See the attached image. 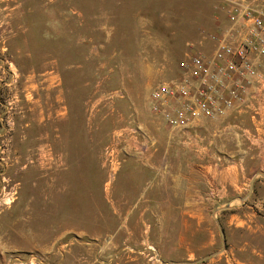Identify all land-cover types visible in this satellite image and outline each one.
Masks as SVG:
<instances>
[{
	"label": "rangeland",
	"instance_id": "374dc122",
	"mask_svg": "<svg viewBox=\"0 0 264 264\" xmlns=\"http://www.w3.org/2000/svg\"><path fill=\"white\" fill-rule=\"evenodd\" d=\"M229 1L0 0V264H264V166L219 190L244 168L241 121L213 167L187 164L192 126L150 98L212 53Z\"/></svg>",
	"mask_w": 264,
	"mask_h": 264
},
{
	"label": "built area",
	"instance_id": "2783aa9c",
	"mask_svg": "<svg viewBox=\"0 0 264 264\" xmlns=\"http://www.w3.org/2000/svg\"><path fill=\"white\" fill-rule=\"evenodd\" d=\"M228 6L225 33L212 53L179 61L180 75L150 93L152 108L169 127L185 129L200 118L224 116L252 87L264 90V0Z\"/></svg>",
	"mask_w": 264,
	"mask_h": 264
},
{
	"label": "crops",
	"instance_id": "0c3cea01",
	"mask_svg": "<svg viewBox=\"0 0 264 264\" xmlns=\"http://www.w3.org/2000/svg\"><path fill=\"white\" fill-rule=\"evenodd\" d=\"M209 118L215 117L200 118L192 126L193 134L188 132V134L181 136L178 140L183 146H186L185 149L187 151L173 154L179 155V159L185 160L187 164H189V160H192L198 166L213 167L216 158V147L221 148L218 143V131L219 135H221L222 131L220 132V130L222 129L226 131L232 130L233 126L237 123L236 121L240 120L244 137L241 136V141L238 143H241L242 146H240L239 151H234L233 153L230 151L229 154L244 155V168H236L233 178L229 180L228 188L225 187V183H222V188L219 189H229L233 194H236L239 190L243 189L238 184V181L240 182L241 178L244 177L245 190L247 187V177L253 171L264 166V90L256 85L247 91L244 94V100L237 102L234 108L221 118L222 121H225V125L220 129H214L212 126L216 122H213L214 120ZM233 118L237 120L233 121ZM221 120H217V122ZM204 129H210L207 135L202 133ZM230 137L232 138V135ZM229 148L230 146L228 145L226 150L229 151ZM224 172L225 168L220 170L218 175L223 177L225 176ZM182 176L185 178L181 180L182 185L177 190V193L181 195V207L184 209L198 207L205 202L200 186L194 184L196 180H190L189 175L185 172ZM216 189L218 188H210L212 192Z\"/></svg>",
	"mask_w": 264,
	"mask_h": 264
}]
</instances>
